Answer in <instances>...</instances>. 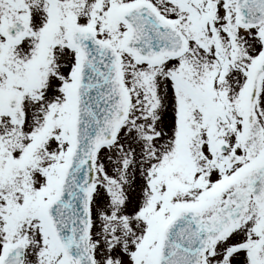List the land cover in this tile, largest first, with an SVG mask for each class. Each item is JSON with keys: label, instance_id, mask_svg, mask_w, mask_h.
Instances as JSON below:
<instances>
[{"label": "snow or ice", "instance_id": "6c2138e0", "mask_svg": "<svg viewBox=\"0 0 264 264\" xmlns=\"http://www.w3.org/2000/svg\"><path fill=\"white\" fill-rule=\"evenodd\" d=\"M0 264H264V0H0Z\"/></svg>", "mask_w": 264, "mask_h": 264}]
</instances>
